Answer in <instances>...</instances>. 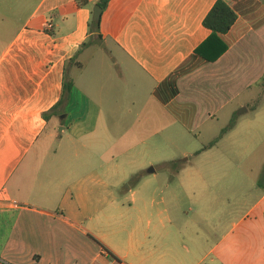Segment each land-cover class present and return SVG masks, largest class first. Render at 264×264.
Returning a JSON list of instances; mask_svg holds the SVG:
<instances>
[{
	"label": "crops",
	"instance_id": "0c3cea01",
	"mask_svg": "<svg viewBox=\"0 0 264 264\" xmlns=\"http://www.w3.org/2000/svg\"><path fill=\"white\" fill-rule=\"evenodd\" d=\"M98 1L0 0V264H264V187L225 219L234 202L222 188L159 182L133 156L168 145L170 128L264 145V0H226L237 20L214 62L195 51L217 0H111L101 45L149 90L124 107L93 103L78 83L95 63L81 57L99 38ZM204 192L207 214L191 201Z\"/></svg>",
	"mask_w": 264,
	"mask_h": 264
},
{
	"label": "rangeland",
	"instance_id": "374dc122",
	"mask_svg": "<svg viewBox=\"0 0 264 264\" xmlns=\"http://www.w3.org/2000/svg\"><path fill=\"white\" fill-rule=\"evenodd\" d=\"M101 43L102 39L96 38L95 41L89 43V50L82 55L81 59L93 55L96 58L92 68L89 67L84 71L82 79L78 81L79 86L82 85L93 103L102 100L106 107L111 104L110 101L112 100L118 101L120 106L123 107L128 106L132 100H135L139 105H143L148 99L147 93L149 91L148 88L142 89L145 79L136 73V68L116 49L111 46L104 49L105 44L101 45ZM116 61L122 66L113 67L115 72H109L108 66L115 64ZM121 61L126 62V65ZM102 66H105V69ZM69 74L77 77V75H80V70L75 65H70ZM105 116L107 120H110L113 114L106 113ZM259 117L261 119L262 115H259ZM245 118H248V116ZM199 131L202 133L201 135ZM199 131L196 132L199 134L198 138H189L186 137V131L184 130L168 129L165 132L169 140L168 145L161 147L155 145L154 141L147 155L144 153L139 154V151L133 152V156L137 159L135 166L143 172H148L153 168L156 171L154 176H157L159 182H169L172 185L194 184L203 187L216 184L219 188H222L219 195L224 198H232L234 202L233 210L229 209L224 214V218L228 219L230 214L233 218L240 210L237 207L246 206L245 193L251 190L253 186L264 187V145L261 142L262 140L257 137L249 145H245L240 141V144L229 147L225 145V142L220 143L218 146H211V143L215 141L210 138L212 135L206 133L207 129ZM215 131L219 133L220 128ZM205 147L207 149L199 156L193 154L188 158L182 154V151L194 153ZM186 158L189 160L182 162ZM163 159H172L174 162L164 165ZM122 163L125 164V162ZM179 170H183L181 175L178 174ZM189 171H198L199 174L197 176L188 173ZM131 180L132 177L129 178L128 184L131 183ZM254 194L257 193L254 192L248 200L252 201ZM207 195L204 192L191 200L198 207L204 204L202 208L206 214L209 213L208 204L210 200ZM191 201L183 200L186 212H188V202Z\"/></svg>",
	"mask_w": 264,
	"mask_h": 264
},
{
	"label": "trees",
	"instance_id": "16d2710c",
	"mask_svg": "<svg viewBox=\"0 0 264 264\" xmlns=\"http://www.w3.org/2000/svg\"><path fill=\"white\" fill-rule=\"evenodd\" d=\"M84 1L85 0H80V3ZM110 2L111 0H99L97 4L100 5L103 10H106ZM236 20L237 14L228 5L226 0H217L214 7L210 10L208 15L204 19V26L211 31V35L196 49V55L210 62L217 61V59H219V57L223 55L228 49L226 44H224V42L221 40L220 35L228 33L235 24ZM100 24L101 21L94 22L92 19L89 26L90 33L98 34V37L101 39ZM73 85V82L66 81L64 86L65 92H70ZM63 101L64 98H62L60 103H62ZM44 116L47 117V114H45ZM205 149H207V147H205L203 150ZM202 151L197 152L196 155H199ZM138 179L139 177L137 176L136 180Z\"/></svg>",
	"mask_w": 264,
	"mask_h": 264
},
{
	"label": "water",
	"instance_id": "95a60500",
	"mask_svg": "<svg viewBox=\"0 0 264 264\" xmlns=\"http://www.w3.org/2000/svg\"><path fill=\"white\" fill-rule=\"evenodd\" d=\"M103 11H104L103 8L98 4L93 8V18L92 19L94 22H99L101 20ZM154 171L155 170L153 168L150 169V172H154Z\"/></svg>",
	"mask_w": 264,
	"mask_h": 264
}]
</instances>
